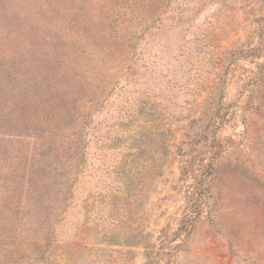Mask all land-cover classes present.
Here are the masks:
<instances>
[{
  "label": "rangeland",
  "instance_id": "obj_1",
  "mask_svg": "<svg viewBox=\"0 0 264 264\" xmlns=\"http://www.w3.org/2000/svg\"><path fill=\"white\" fill-rule=\"evenodd\" d=\"M106 1L0 0V264H264V0H169L166 55L144 23L125 64Z\"/></svg>",
  "mask_w": 264,
  "mask_h": 264
},
{
  "label": "trees",
  "instance_id": "obj_2",
  "mask_svg": "<svg viewBox=\"0 0 264 264\" xmlns=\"http://www.w3.org/2000/svg\"><path fill=\"white\" fill-rule=\"evenodd\" d=\"M107 5V10L109 9V5L106 0H100ZM169 0H126V5L122 6L121 9H117L116 12H104L90 15L87 18L89 24V30L91 26L96 25L98 22L99 25L103 26L104 29H100L99 27L96 28L97 34L99 35L100 39L103 40L104 44L101 47V50L105 52L106 55L112 57L111 60L114 61L115 64H125V61L129 59V50L133 46L134 40L137 38L140 28L142 24H149V35L153 36L155 42L161 41V51L163 54L166 55V49L163 47L165 43H169L170 40L177 37L179 32L181 31V26H183L187 21L188 18L192 16L191 10L185 7L184 10L179 11L178 8L176 9L174 17H169L168 13L170 12L167 10V3ZM194 1L195 4L202 0H186V4H191ZM217 1V0H216ZM109 14L112 16L115 24L111 23L109 20ZM166 16V17H165ZM264 21L263 19H261ZM100 26V27H101ZM109 26L108 28H106ZM82 28V27H81ZM85 28V26H84ZM102 28V27H101ZM83 30V28H82ZM94 33V30L91 31ZM142 33V32H141ZM160 44V43H158ZM101 51V53H102ZM252 54L255 57L261 56L260 47H255L251 50ZM226 53H228L226 51ZM234 55H240L241 51L234 49L232 50ZM102 55V54H101ZM111 62V61H110ZM133 65V63L131 64ZM94 70L93 68L90 72ZM113 75V74H112ZM219 109L215 111L214 116L208 118H202V120H197L195 118H189L188 120V127L199 128V131L196 132L192 137L200 134L204 136L206 139V135L208 132L213 133L212 129L215 128V115H219ZM150 135L159 136L162 134H167L164 129H157L154 125L149 126ZM169 134V133H168ZM200 136V137H201ZM204 141V140H203ZM215 137L212 136L209 139V142L205 143V152H213L214 155L211 158L215 157V155L219 154L220 144L215 145ZM164 155L166 158L168 156V147L166 145L163 147ZM163 160H166L164 159ZM156 158L153 156L151 159V166L150 168L153 170L155 175L159 174L160 168L164 163L161 160V163L156 164ZM211 162H208L205 166H210ZM154 175V176H155ZM150 252L147 251L146 255L149 257ZM146 264H155L154 258H150L146 261Z\"/></svg>",
  "mask_w": 264,
  "mask_h": 264
}]
</instances>
